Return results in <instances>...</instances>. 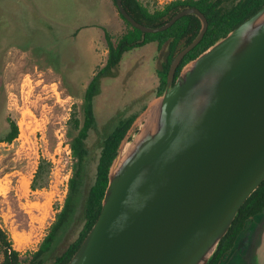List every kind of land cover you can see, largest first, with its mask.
<instances>
[{"label":"water","instance_id":"water-1","mask_svg":"<svg viewBox=\"0 0 264 264\" xmlns=\"http://www.w3.org/2000/svg\"><path fill=\"white\" fill-rule=\"evenodd\" d=\"M171 62L167 85L121 141L101 213L67 264H209L264 181V6L187 63L209 22ZM150 109H153L152 112Z\"/></svg>","mask_w":264,"mask_h":264},{"label":"rangeland","instance_id":"rangeland-1","mask_svg":"<svg viewBox=\"0 0 264 264\" xmlns=\"http://www.w3.org/2000/svg\"><path fill=\"white\" fill-rule=\"evenodd\" d=\"M139 1L153 11L175 0ZM237 1L223 0V7ZM128 30L114 0H0V227L24 264L55 224L79 170L72 211L43 264H52L77 240L104 139L121 120L139 118L159 99L157 72L168 44L135 48L116 68L101 72L109 58L107 35L116 45ZM97 76L94 124L80 160L72 149L79 132L75 119L83 126L85 96ZM12 123L19 134L9 143ZM42 159L50 168L49 184L33 191ZM4 256L0 246V264Z\"/></svg>","mask_w":264,"mask_h":264},{"label":"trees","instance_id":"trees-1","mask_svg":"<svg viewBox=\"0 0 264 264\" xmlns=\"http://www.w3.org/2000/svg\"><path fill=\"white\" fill-rule=\"evenodd\" d=\"M114 1L116 3V0ZM123 6L136 21L148 27H160L165 25L184 8H197L205 14L209 22L208 30L202 41L182 60L176 71V81L183 67L187 63L196 59L218 40L226 37L232 30L237 28L251 15L256 13L264 6V0H239L232 7L227 9L223 7V0H175L166 4L162 8L155 9L153 11L139 0H123ZM119 14L128 25L129 30L120 38L116 45L112 43L110 36L107 35L109 58L106 66L101 72H108L116 68L122 60L123 55L135 48L156 42L158 47L161 49L165 44H168V55L166 61L162 65V69L157 72L159 79L158 96H160L166 88L172 60L178 52L192 43L198 36L202 28L201 21L194 15H187L179 19L166 31L144 34L140 29L133 27L123 17L120 11ZM97 80L98 76L91 82L87 89L85 105L83 107V126L80 127L79 121L75 119L74 129L79 132L72 142V149L75 156H77L80 160L85 154L83 141L94 124L92 100L96 92ZM137 115L138 114H135L129 118L121 120L113 132L104 139L97 166L95 183L91 186L85 199V224L83 229L77 240L71 243L64 253L58 256L52 264H67L77 252L97 221L102 210V201L109 183L110 167L117 155V150L121 141L137 118ZM18 134V126L15 123H12L5 140L11 143L17 139ZM47 164L48 163L45 159L40 161L31 184L33 191L43 190L48 187L50 168L46 166ZM79 173V170H77L75 177L70 180V191L65 201L64 208L59 213L55 224L52 226L49 234L45 237L43 243L41 244L40 250L36 254L37 257L50 250V247L54 242L56 232L72 211L73 200L76 192L78 191V180L76 178ZM263 211L264 181L241 207L232 227L227 235L222 239L209 264H221L224 257L234 249L236 241L239 235L244 231L246 224L255 216L262 214ZM0 242L3 245L2 247L4 248L6 258L4 264H12L11 260H17L19 252L12 248V244L9 242L6 233L1 229V227Z\"/></svg>","mask_w":264,"mask_h":264},{"label":"crops","instance_id":"crops-1","mask_svg":"<svg viewBox=\"0 0 264 264\" xmlns=\"http://www.w3.org/2000/svg\"><path fill=\"white\" fill-rule=\"evenodd\" d=\"M221 264H264V211L246 224Z\"/></svg>","mask_w":264,"mask_h":264},{"label":"flooded vegetation","instance_id":"flooded-vegetation-1","mask_svg":"<svg viewBox=\"0 0 264 264\" xmlns=\"http://www.w3.org/2000/svg\"><path fill=\"white\" fill-rule=\"evenodd\" d=\"M64 206L62 207L61 211L63 210ZM79 237V236H78ZM0 246L2 247L3 245L1 244L0 242ZM2 249L4 250V248L2 247ZM40 248L33 254L31 260L27 263V264H43V257L44 255L47 253H43V254H40V256L37 257V253L39 252ZM18 252V251H17ZM5 255V254H4ZM5 256H4V260L1 264H4L5 263ZM12 261V264H22L23 261L20 259V253H19V256H18V259L17 260H11ZM24 264V263H23Z\"/></svg>","mask_w":264,"mask_h":264},{"label":"built area","instance_id":"built-area-1","mask_svg":"<svg viewBox=\"0 0 264 264\" xmlns=\"http://www.w3.org/2000/svg\"><path fill=\"white\" fill-rule=\"evenodd\" d=\"M62 142H65V133H61V137H60Z\"/></svg>","mask_w":264,"mask_h":264},{"label":"bare ground","instance_id":"bare-ground-1","mask_svg":"<svg viewBox=\"0 0 264 264\" xmlns=\"http://www.w3.org/2000/svg\"><path fill=\"white\" fill-rule=\"evenodd\" d=\"M153 109H150V111L152 112Z\"/></svg>","mask_w":264,"mask_h":264}]
</instances>
